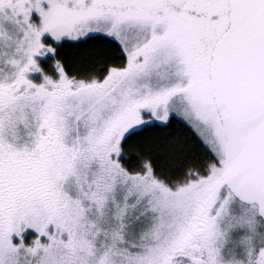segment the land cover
I'll return each mask as SVG.
<instances>
[{
  "label": "snow or ice",
  "instance_id": "6c2138e0",
  "mask_svg": "<svg viewBox=\"0 0 264 264\" xmlns=\"http://www.w3.org/2000/svg\"><path fill=\"white\" fill-rule=\"evenodd\" d=\"M0 264H264V0H0Z\"/></svg>",
  "mask_w": 264,
  "mask_h": 264
}]
</instances>
